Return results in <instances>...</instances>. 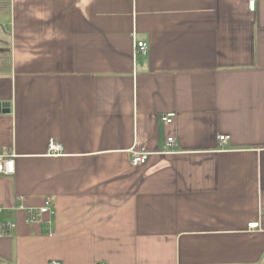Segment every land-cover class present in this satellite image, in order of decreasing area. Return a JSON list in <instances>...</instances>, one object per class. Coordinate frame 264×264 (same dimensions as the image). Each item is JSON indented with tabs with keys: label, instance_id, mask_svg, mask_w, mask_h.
Wrapping results in <instances>:
<instances>
[{
	"label": "crops",
	"instance_id": "crops-1",
	"mask_svg": "<svg viewBox=\"0 0 264 264\" xmlns=\"http://www.w3.org/2000/svg\"><path fill=\"white\" fill-rule=\"evenodd\" d=\"M253 3L0 0V150L15 154L0 205L17 223L0 264H264V0ZM46 200L39 224L12 211Z\"/></svg>",
	"mask_w": 264,
	"mask_h": 264
},
{
	"label": "built area",
	"instance_id": "built-area-1",
	"mask_svg": "<svg viewBox=\"0 0 264 264\" xmlns=\"http://www.w3.org/2000/svg\"><path fill=\"white\" fill-rule=\"evenodd\" d=\"M248 7L253 10V0H246ZM148 46L145 42L137 41L135 37H132V53L133 56L137 53L146 54ZM174 113H168L161 116V121L165 124H171L175 119ZM218 140L221 144H224L227 140V136H220ZM174 137H168L165 142V148L168 152H173L175 149ZM62 151V147L56 144L52 140L48 144L49 155H58ZM149 154L143 149L132 148L130 150V164L134 167L142 166L146 163ZM14 158L15 154L12 151L0 150V176H12L14 174ZM51 201H44L43 205L39 208H24L23 205H17L12 209L13 213L19 211H25L26 222L29 224H39L43 221V217L52 213ZM50 225V223L48 222ZM17 223L13 219L5 218V209L0 205V239L9 238L16 231ZM249 229L258 228V223L248 225ZM49 264H59L57 261H50ZM101 264V263H98Z\"/></svg>",
	"mask_w": 264,
	"mask_h": 264
},
{
	"label": "water",
	"instance_id": "water-1",
	"mask_svg": "<svg viewBox=\"0 0 264 264\" xmlns=\"http://www.w3.org/2000/svg\"><path fill=\"white\" fill-rule=\"evenodd\" d=\"M10 104L9 103H0V113H9Z\"/></svg>",
	"mask_w": 264,
	"mask_h": 264
}]
</instances>
